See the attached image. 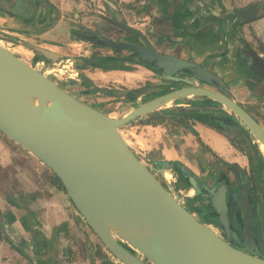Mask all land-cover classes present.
<instances>
[{
	"label": "crops",
	"instance_id": "1",
	"mask_svg": "<svg viewBox=\"0 0 264 264\" xmlns=\"http://www.w3.org/2000/svg\"><path fill=\"white\" fill-rule=\"evenodd\" d=\"M103 1L112 11L107 9L109 13L94 20L93 27L97 24L98 29L106 30L104 27L113 22L122 28L129 27L139 34H131L130 43L139 44L143 38L157 51L198 64L212 74L213 78L208 80L212 88L225 92L264 128V81L256 76L245 53L247 48L264 52V0L249 2L256 3L259 10L245 22L239 21L230 0H121L122 6L114 9L110 6L112 1ZM83 2L0 0V44L25 61L42 57L35 54L34 47L45 48L57 54L51 59L42 57L47 69L53 67L63 57L67 59L65 56L74 42L86 36L90 26L81 17ZM134 18L139 19L135 27L130 24ZM97 56L104 59L97 60ZM117 56L89 55L84 58L85 65L77 62L75 66L80 70L91 67L94 74H135L139 79L155 70H170L144 65L138 60L131 63L135 68H130L126 66L131 62L127 54ZM91 59L104 64L106 69L96 63L90 65ZM190 98L193 104L200 99ZM202 105L206 124L195 122L193 128L203 148L188 131L170 130L163 124L136 123L131 135L127 122L123 125L127 133H120L128 146L151 164L179 161L197 176L202 159L210 162L214 154H233L235 150L227 136L235 138L244 133L239 120L221 104L207 98ZM100 110L113 116L112 110ZM211 120L218 127L209 125L213 123ZM3 136L0 133V264H88L86 258L93 251L100 255L102 264H115L105 259L102 244L65 192L49 181V169L40 161L34 162L24 148L16 150L7 144ZM127 137H134L136 149ZM16 153L27 157L25 163H34L29 167L31 170L40 171L42 167L38 165H42L43 178L28 179L31 170L20 169ZM233 155L232 159H239L242 165V158L235 152ZM5 168L10 169L6 178L1 172Z\"/></svg>",
	"mask_w": 264,
	"mask_h": 264
},
{
	"label": "water",
	"instance_id": "2",
	"mask_svg": "<svg viewBox=\"0 0 264 264\" xmlns=\"http://www.w3.org/2000/svg\"><path fill=\"white\" fill-rule=\"evenodd\" d=\"M258 10V5L252 3L236 14L239 21L245 22ZM108 24V30L118 27L128 34H138L129 27ZM85 32L87 36L82 40L95 41L115 53L121 49L140 53L137 60L144 65L189 68L194 72L192 79L180 80L184 86L112 117L77 99L50 79L46 71L0 44V133L56 176L82 220L119 264H264L262 241L258 240L261 252L257 255L228 244L179 202L170 185L164 186L155 177L118 129L159 104L186 95L218 102L264 146L261 126L225 92L212 88L208 81L212 74L198 64L157 51L143 38L133 44L106 36L97 24ZM33 50L45 60L57 55L45 48ZM245 53L256 76L264 81V59L250 48ZM117 55L109 57L119 58ZM199 79L206 81L205 86L195 84ZM25 95L35 102H26ZM189 180L194 187V179ZM211 206L226 228L222 187L213 192Z\"/></svg>",
	"mask_w": 264,
	"mask_h": 264
},
{
	"label": "flooded vegetation",
	"instance_id": "3",
	"mask_svg": "<svg viewBox=\"0 0 264 264\" xmlns=\"http://www.w3.org/2000/svg\"><path fill=\"white\" fill-rule=\"evenodd\" d=\"M249 5L248 3L241 9ZM102 17L100 13V18ZM104 28L107 31L109 29L106 26ZM106 30L102 29L104 32ZM121 50L127 52L129 60L132 58L136 61L141 57L140 53H135L133 50ZM151 74L155 77V80L149 86L120 90L118 94L121 92V96L125 97L128 101L136 97L146 96L147 98L141 101L143 102L184 86L185 84L181 83L180 80L192 79L191 74H194V72L179 68L168 71L155 70ZM195 83L198 86H205L206 81L199 79ZM89 93L86 92L84 94L89 95ZM190 97L200 99L196 100L195 98L194 100L197 102L193 104ZM200 100L206 102L207 97L181 96L165 104H159L152 111L140 115L135 119L138 121L137 124H163V126L170 130L179 128L181 131H188L192 134L198 145L203 148L205 146L197 131L193 128L195 122H204L206 124L201 113L202 108L205 106L202 105L204 102L201 103ZM99 105H103V102L99 103ZM95 108L100 110L99 107ZM132 108L130 107L126 112ZM211 121L213 122V120ZM255 121L257 122V120ZM209 125L216 126L217 124L213 122ZM240 125L242 127L241 131L244 130V133L235 138L227 136V141H229V145L233 146V150H235L232 153L234 154L235 152V155L237 154L242 158L240 159L242 160V165L239 163V159H232V157L234 158L233 154H214V158L210 162H206L204 159L201 160L203 165H199L200 171L197 176L185 168L179 161L166 164L161 161H155L151 164L141 154L131 150L139 159L144 161L145 165L151 169L155 177L164 186H171L177 194L179 202L193 213L200 222L210 227L231 246L257 255L261 252L258 240L264 243V152L260 149L258 140L241 122ZM261 128L264 131L262 126ZM190 177L194 179V187L189 180ZM219 187H222L224 193L225 215L228 223L226 228L219 222L218 213L211 206L212 194ZM122 244L125 245V243ZM104 251L106 260L111 259L110 261L119 264L105 248Z\"/></svg>",
	"mask_w": 264,
	"mask_h": 264
},
{
	"label": "rangeland",
	"instance_id": "4",
	"mask_svg": "<svg viewBox=\"0 0 264 264\" xmlns=\"http://www.w3.org/2000/svg\"><path fill=\"white\" fill-rule=\"evenodd\" d=\"M83 1H84L83 2L84 9H82L83 14L81 17L84 18V21L87 24H89L90 26L89 29L91 30L94 29L93 27L94 20L100 19V13L105 15L104 13H109L108 10L112 11L110 8L108 9V4L106 2H103V0H83ZM108 1H112V3H110V6L113 9L117 5H118L117 7L120 8L122 6L121 4H123V3H120L121 0H108ZM250 1L252 0H230V6L232 7V10L236 11V10H239L240 8H243V6L249 3ZM138 22H139V19L134 18L130 21V24H132V26L135 27L137 26ZM82 34L83 33H81V35ZM104 34L106 36L116 38L119 40H129L130 41L132 39L131 34L124 32L123 29H120L118 27L114 28L113 30L105 31ZM146 35H150V34L147 33ZM86 36H87V33H86ZM83 47L88 49V53L86 55L82 54L81 49ZM68 54L69 55L65 56L67 57L66 60L63 57V59H61L60 61H57L55 64L52 65L55 68L54 74L47 73L48 77L52 79L54 82H56L60 87L65 89L67 92H69L73 96H76L83 102H86L95 107H99L100 109L104 111H110V110L114 111L112 117L121 116L127 109H129L130 107H134L135 105L139 104L143 99L147 98L146 96L136 97L128 101L125 99V97L121 96L122 94L121 92L120 94H118L120 90L132 89V88H136V89L142 88L145 86H149L155 80L154 79L155 77L152 74H147L145 75L146 77H144V79L143 78L139 79V77H135L130 74L129 75L94 74L91 67L88 68L86 66H85L86 68H84L83 70L78 69L75 66V64L77 62H84L85 61L84 58L89 55L92 56V55L99 54V55H106V56H115L116 54H118L122 56V55L127 54L125 50H119L115 53L114 51H111L110 49L106 47L98 46L95 43V41L90 42L86 39V40L74 42V46L73 47L71 46L69 48ZM130 61L131 62H129L126 66L130 68H135L133 65H131V63H133V61L135 60L131 59ZM26 62L31 65L36 66L40 71H43V72L47 66L45 64V60L42 59V57H40L37 60L27 59ZM40 62H43V64L41 65ZM74 72H76V74H73ZM86 92H90L89 95H85L84 93ZM101 102H103V105H99V103ZM129 122H130L131 129L130 128L128 129H130L129 131H131L130 133L131 135H133L134 132L132 128L136 125V123H138V121L134 119ZM118 129L123 134L127 133L126 131L127 128L125 129L123 125L118 127ZM3 138L7 144L12 146L13 148H16V150H19L17 148H21L19 145H17L16 143L8 139L6 136L5 137L3 136ZM127 138L129 139V142H130L129 144H131L133 148H135L134 146L135 144L133 143L134 140L132 139L134 137H131V139L129 137ZM20 150L22 151V148ZM24 151L26 152L27 155L29 154L28 156H31L34 162L36 161L39 163V160H37L34 156H32V154L28 153V151L25 149ZM15 156H17L16 158L17 164L21 166L20 169L24 171H26L25 168H27L28 170H31L29 169V167L32 168L31 164H34L33 162L30 163L31 161H28L30 164L25 163L27 162L25 159L27 157H23L21 156V154L16 153ZM38 166H40V168L41 167L44 168L42 165H38ZM42 168L40 171H37L35 168L31 170L29 172L30 177H28V179H31L33 176H37L38 178L42 179L44 176V171ZM9 170L10 169L8 168L1 170V172L4 175V178L7 177ZM123 242L124 241H122V243ZM87 259H89L88 264H102V261H103L100 255L95 253V251H93L90 257L86 258V260Z\"/></svg>",
	"mask_w": 264,
	"mask_h": 264
},
{
	"label": "trees",
	"instance_id": "5",
	"mask_svg": "<svg viewBox=\"0 0 264 264\" xmlns=\"http://www.w3.org/2000/svg\"><path fill=\"white\" fill-rule=\"evenodd\" d=\"M95 56H96V55H92V58L95 57ZM100 59H104V58H102V57H100V56H97V60H100ZM88 63H89L90 65H94V64L96 63L98 66H100V67L106 69V67H105L104 64H102V63H97V62L94 63V59H91ZM83 64H84V62H83ZM84 65H85V64H84ZM97 65H96V66H97ZM49 172H50V170H49ZM49 181H51L52 184L56 185L58 188H60L61 190H63L62 185L60 184L59 180H58V179L56 178V176H55L53 173H51V172H50ZM63 191H64V190H63Z\"/></svg>",
	"mask_w": 264,
	"mask_h": 264
},
{
	"label": "built area",
	"instance_id": "6",
	"mask_svg": "<svg viewBox=\"0 0 264 264\" xmlns=\"http://www.w3.org/2000/svg\"><path fill=\"white\" fill-rule=\"evenodd\" d=\"M82 50V54L83 55H86L87 53H88V49L87 48H82L81 49ZM261 58H263L264 59V52H258L257 53ZM40 64L42 65L43 63L42 62H40ZM54 69L55 68H53V67H51V68H46L44 71H46L47 73H54ZM73 74H76V72H74Z\"/></svg>",
	"mask_w": 264,
	"mask_h": 264
},
{
	"label": "bare ground",
	"instance_id": "7",
	"mask_svg": "<svg viewBox=\"0 0 264 264\" xmlns=\"http://www.w3.org/2000/svg\"><path fill=\"white\" fill-rule=\"evenodd\" d=\"M38 58H39V56H38ZM133 76H136V75L133 74ZM25 100H26V102H35V99H34L32 96H30V95H25ZM259 147H260V149H262L263 152H264V146H263L262 143H259ZM165 174H167V173L165 172ZM133 234H136V231H135ZM123 243H124V242H123ZM125 244H126V243H125Z\"/></svg>",
	"mask_w": 264,
	"mask_h": 264
}]
</instances>
